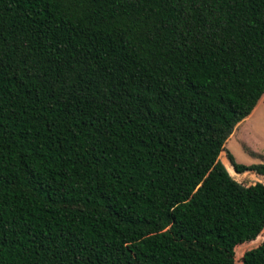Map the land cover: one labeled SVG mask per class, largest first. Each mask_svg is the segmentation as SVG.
Wrapping results in <instances>:
<instances>
[{
	"label": "trees",
	"instance_id": "1",
	"mask_svg": "<svg viewBox=\"0 0 264 264\" xmlns=\"http://www.w3.org/2000/svg\"><path fill=\"white\" fill-rule=\"evenodd\" d=\"M263 95L264 0H0V264H237Z\"/></svg>",
	"mask_w": 264,
	"mask_h": 264
},
{
	"label": "rangeland",
	"instance_id": "2",
	"mask_svg": "<svg viewBox=\"0 0 264 264\" xmlns=\"http://www.w3.org/2000/svg\"><path fill=\"white\" fill-rule=\"evenodd\" d=\"M230 151L238 163L251 165L264 163V102L252 116L241 121L235 128L232 135L226 142V150H224L220 159L229 168L231 174L240 182L252 184L256 182L264 183V175L245 172L238 174L231 167V162L227 156ZM234 170V171H233ZM264 240V229L260 235L252 241H246L236 247L237 264H242V257L248 250L256 248Z\"/></svg>",
	"mask_w": 264,
	"mask_h": 264
},
{
	"label": "crops",
	"instance_id": "3",
	"mask_svg": "<svg viewBox=\"0 0 264 264\" xmlns=\"http://www.w3.org/2000/svg\"><path fill=\"white\" fill-rule=\"evenodd\" d=\"M262 101L264 102V95L262 96V98H261L260 101L258 102V105L256 106V108L253 110V112H252L248 117H250V116H252L254 113H256V111H257L258 108L260 107ZM248 117H247V118H248Z\"/></svg>",
	"mask_w": 264,
	"mask_h": 264
}]
</instances>
